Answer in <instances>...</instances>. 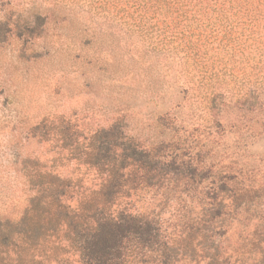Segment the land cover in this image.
Returning <instances> with one entry per match:
<instances>
[{
	"label": "rangeland",
	"instance_id": "obj_1",
	"mask_svg": "<svg viewBox=\"0 0 264 264\" xmlns=\"http://www.w3.org/2000/svg\"><path fill=\"white\" fill-rule=\"evenodd\" d=\"M192 3L0 0L1 216L25 208L21 161L76 177L113 124L264 196V47H245L241 19H217L213 1Z\"/></svg>",
	"mask_w": 264,
	"mask_h": 264
},
{
	"label": "trees",
	"instance_id": "obj_2",
	"mask_svg": "<svg viewBox=\"0 0 264 264\" xmlns=\"http://www.w3.org/2000/svg\"><path fill=\"white\" fill-rule=\"evenodd\" d=\"M174 1L201 13L213 1L217 19H241L245 47H264V0ZM167 147L113 124L82 147L76 177L21 161L26 205L0 215V264H264L258 188Z\"/></svg>",
	"mask_w": 264,
	"mask_h": 264
}]
</instances>
